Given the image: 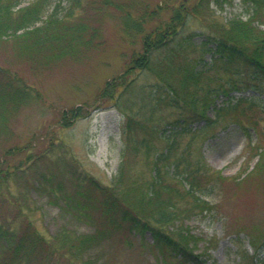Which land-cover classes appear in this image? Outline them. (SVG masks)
Wrapping results in <instances>:
<instances>
[{
    "label": "rangeland",
    "instance_id": "374dc122",
    "mask_svg": "<svg viewBox=\"0 0 264 264\" xmlns=\"http://www.w3.org/2000/svg\"><path fill=\"white\" fill-rule=\"evenodd\" d=\"M18 1L20 8L40 10L41 21L34 27L49 29L46 39L52 41L44 46L46 49L34 47L31 52H24L23 47H29L30 42L17 38L24 31L15 37L0 39V69L11 72L33 90L31 97L24 96L18 107L0 103V115L4 118L0 126V159L3 160L19 145L29 148L36 143L42 150L49 147L48 136L55 129L56 143L50 153L51 159L66 157L71 169L83 171L98 184L115 189L114 177L122 161L126 119L115 107V100L123 96L122 103L132 104L130 110L134 116L147 121L151 118L154 122L149 127L161 130L171 128L176 119L191 117L193 111L188 100L183 101L187 106L173 108L165 102L149 99L151 88L143 90L141 87H149L155 82L147 76L125 94L121 93L122 88H117L109 95L108 88L115 78L125 73L133 52L142 50L154 29L174 16L175 7L184 1L191 7L197 0ZM57 6L56 20L51 14ZM243 11L239 1L235 0L234 5H227L222 10L217 8L216 14L229 20L242 17ZM192 18L189 27L182 31L186 37L200 32L201 23ZM199 43L198 36L195 45L181 47L178 53L194 64L200 59L209 62L211 55L204 54L202 48L197 47ZM167 47L179 46L172 43ZM217 71H201L205 78L200 83L207 86L211 82L212 89H217L229 81V77L222 73L216 75ZM208 89L196 91L199 95L197 102L201 104L195 109L207 117L214 116V106L224 109L219 114L220 119L208 126L205 134L186 136L183 145L193 139L195 155H201L205 163L222 176L217 196L213 199V214L205 212L204 216H192L177 228L165 229L173 232L171 236L178 243L173 248H164L160 243H154L149 232L141 235L130 225L120 226L109 223L107 219L102 220L98 215L102 214L100 209L93 216L101 220L94 223L95 226L80 218L78 213H71L73 210L69 212L56 203L57 198L47 197L53 189L51 185H56L55 180L47 182L49 187L45 185L48 187L46 195L32 190L36 172H53L45 162V165L33 168L32 173L28 171L17 182L25 190L11 186L17 199H20L19 192L23 194L32 190V199L20 200L30 205L28 217L36 229L52 242L56 241L54 237L67 231L73 237L100 235L80 253L74 251L60 256L61 253L55 251L60 245L52 243L56 248L51 261L40 258L38 253L27 261L21 259L22 264H252L249 260H241V250L254 252L249 242L245 240L242 246V243H233L232 238L264 239V102L258 105L237 104L228 111L224 94L208 96L207 100L205 91ZM234 91L231 92L233 96L241 95ZM201 120L190 123L193 130L205 125ZM58 121L62 125L58 126ZM243 124L256 134L252 146H248L241 130ZM42 141L45 143L41 144ZM129 161L125 184L132 183L141 175L146 176L142 162L132 157ZM48 179L50 181L52 177ZM135 192L140 194L143 189ZM91 205L96 207L95 203ZM180 229L189 231L193 238L183 240L179 236ZM183 248L190 250L196 259L187 261L179 257ZM4 259L0 256V264ZM254 264H264V261Z\"/></svg>",
    "mask_w": 264,
    "mask_h": 264
},
{
    "label": "trees",
    "instance_id": "16d2710c",
    "mask_svg": "<svg viewBox=\"0 0 264 264\" xmlns=\"http://www.w3.org/2000/svg\"><path fill=\"white\" fill-rule=\"evenodd\" d=\"M238 1L244 9L243 16L229 20L219 17L216 11L217 8L222 10L227 5H234L235 0H197L191 7L185 4L187 1L179 4L175 7L174 16L154 29L142 50L133 52L125 73L115 78L108 88L109 95L117 88H122L121 93L125 94L129 89L138 86L141 78L147 76L155 82L149 87H141L143 90L151 88L149 99L165 102L173 108L187 106L183 103L188 100V103H192L189 108L193 111L191 117L176 119L171 128L161 130L159 127H149L154 122L151 118L147 121L134 116L130 110L132 104L122 103L123 96L118 97L115 107L126 119L123 127L122 161L114 177L115 189L98 184L83 171L71 169L66 157L52 160L50 153L56 143L55 129L48 136L49 147L42 150L41 145L38 147L36 143L29 148L19 145L5 155L3 160L0 159V256L5 258L3 264H22L21 259L27 261L38 253L40 258L51 261L56 248L54 244L60 245L59 251L55 250L61 253L60 256L72 254L74 251L80 253L82 249L87 250L100 235H82L84 237L80 239L82 236L73 237L67 231L61 232L60 236H53L56 241L59 238V241L52 242L36 229L28 217L27 208L30 205H25L21 200L32 199V190L45 194L49 187L47 182L54 180L56 185H51L53 189L47 197L57 198L56 203L69 212L73 210L71 213H78L80 218H85L86 222L94 225L98 220L101 221L98 217H93L100 209L102 214H97L102 220L107 219L109 223L120 226L130 225L133 231L141 232V235L149 232L154 243H160L163 247L173 248L178 243L172 237L173 232H166L165 229L177 228L192 216H204L205 212L213 214V199L217 196L222 176L207 165L201 155H195L193 139L185 145L183 140L190 134H205L207 127L215 124L220 119V112L224 110L214 106L213 117L201 115L195 109L201 104L200 101L197 102L198 90L209 88L205 91L207 100L208 96L222 92L225 100L227 99L224 104L228 111L237 104L258 105L264 102V0ZM59 3L60 1L57 5ZM58 9L59 6L51 14L56 20ZM40 13V10L20 8L18 0H0V39L15 37L24 31L17 36L18 39L30 42L29 47H23L24 52H31L34 47L46 49L44 46L52 41L46 39L49 29L34 27L35 23L41 21ZM191 16L201 23V28L199 35L186 37L182 31L189 27ZM198 36L200 43L197 47H201L204 54L209 53L211 59L209 62L200 59L194 64V61L182 57L178 51L181 47L195 45V38ZM172 43H178L179 47H167ZM203 70L206 73L218 70L216 75L222 73L229 77V81L222 83L217 89H212L211 82L207 86L202 85L200 82L205 78L204 73H201ZM0 80H3L0 83L1 105L4 103L18 107L24 96L31 97L33 94L32 87L23 84L9 71L0 69ZM232 90L240 92L241 95L233 96ZM247 92L250 94L244 95ZM3 120L0 115V126ZM199 120L204 121L205 125L193 130V124L190 123H197ZM57 124L62 125L60 121ZM241 127L248 146H252L256 139L255 132L248 130L247 125L243 124ZM254 130L256 131L255 128ZM43 143L45 141L41 142ZM130 157L142 162L146 176L141 175L132 183L125 184ZM45 162L51 166L50 170L53 172H36L34 188L23 194L19 192L21 200L17 199L11 186L21 189L17 182L28 171L32 173L33 168L43 166ZM51 177L52 180L48 181ZM137 189H143V192L137 194ZM186 231L178 230L179 236L190 241L193 237ZM245 240L254 252L241 250V260H249L252 264L264 261V239H245L239 236L232 238L233 243L239 242L242 246L245 245ZM179 257L187 261L196 259L185 248L181 249Z\"/></svg>",
    "mask_w": 264,
    "mask_h": 264
}]
</instances>
